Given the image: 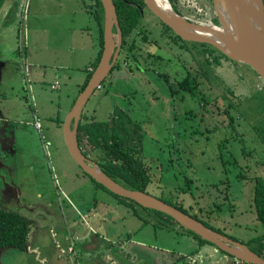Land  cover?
Returning a JSON list of instances; mask_svg holds the SVG:
<instances>
[{
  "label": "rangeland",
  "instance_id": "374dc122",
  "mask_svg": "<svg viewBox=\"0 0 264 264\" xmlns=\"http://www.w3.org/2000/svg\"><path fill=\"white\" fill-rule=\"evenodd\" d=\"M170 2L173 7L179 8V13L196 22L220 24L214 0ZM90 3L93 4V0ZM49 6H54V2L51 1ZM86 13L82 14V20L93 38L92 49L88 45L87 50L81 51L82 45L73 43L72 50L70 48L69 51V45H57V49L61 48L60 56H54V62L48 67H43L47 74L33 76L31 73L28 77L20 68L19 73L15 75V82H12L13 85L25 87V80L30 78L32 81L26 90L22 88L20 92L16 91L10 95L11 99L15 95L12 104L18 107L21 118L31 123L25 135L26 146L19 150L17 161L12 162L18 167L14 177L16 176L19 194L24 192L31 201L40 200L45 202L46 206L37 205L35 210L43 212V216L34 214L36 221L30 225L37 229L33 244L35 251L8 247L9 250L6 248L0 255V264H59L56 243L62 241L64 244V234L72 236L70 238L76 250L66 254L65 258H71L74 264H97L102 251L110 254L112 262L117 258L112 251L122 252L120 243L127 241L128 236L136 242L146 243L147 247L140 248L139 252L137 243L133 245L128 241L126 245L132 244L137 250V256L133 260L121 259V264H233L230 263L232 259L217 249L215 244L208 243L205 248H200L198 240L192 234L184 233L183 230L186 229L172 220L161 218L131 200H128L130 203H124L112 193L98 187L71 155L65 142L64 121L86 77V67L93 64L98 55L97 23L89 11ZM142 20L143 31L134 33L138 45L135 50L136 57H127L128 51H120L117 61L121 62V68L112 70L103 87L97 88L90 97L82 114L98 121L107 120L117 107L129 112L142 123L146 131L144 160L150 167L152 176L150 193L167 199L177 198L185 207L190 204L210 208L212 198L209 202H203L206 201L205 196L202 197L203 188L197 189L201 181L219 183L216 195H221V198L217 197V201L223 202L225 195L229 194L223 182L227 173L224 174V166L219 157V143L230 133L229 115L218 112V106L223 109L227 103L220 96L224 89L232 91L231 99L235 104H243L241 108L245 107V113L248 115L246 117L242 114L243 111L231 110L235 118L233 126L239 140H242L237 145H245L252 152L249 157V174L253 178L264 177V139L256 126L264 116V91L259 89L263 83L251 66L230 61L214 46L189 42L187 47L190 46L191 49L188 51L181 47V41L174 43L162 32L164 25L151 11L147 10ZM66 31L62 30L64 38ZM17 43L18 38H15V43L14 38L10 40L13 48L17 47ZM63 43L65 44V39ZM56 44L59 42L56 41ZM148 48L150 51H156L162 58L148 56ZM5 53L15 60L14 51ZM188 57L187 66L200 68L205 74L199 79L202 84L199 92L205 95L201 104L197 100H194V103L188 99L184 102L183 91L172 92L173 88H179L178 80L184 76L183 64ZM61 64L66 67L60 68ZM80 64L85 65L79 67ZM250 72L254 73V78H251ZM56 80L61 84L58 89H53L52 83ZM30 104H33V107ZM191 106H202L204 119L199 121L197 114L188 117L186 111ZM35 109L42 122V132L32 125ZM220 128L221 130H218ZM224 129H227L225 135ZM237 145L232 144L230 147L238 152ZM163 162L165 167L169 165L171 169L162 172ZM208 166L216 168L213 170ZM187 180L194 181L192 186L197 189L194 194L180 190L181 186H186ZM1 183L3 180L0 185ZM235 185L233 184L231 189V200L225 201L222 204L224 208L216 215L220 225L231 229V235L247 242L264 230L255 214V182L248 178L239 182L236 187ZM3 191L4 186L0 187V202L3 195H6ZM39 192L42 193V199H37ZM88 207L93 209L92 211L97 207V214L101 213L104 218L102 223L95 225L96 229L102 231L103 235H108L110 240L114 239V242L119 243H109L112 251L102 248H105L107 239L103 240L98 235L97 240L92 242L89 236L86 237L87 225L83 222V214ZM70 217V231H60L59 226L65 223V218ZM91 247L92 250H89ZM163 252L167 253L165 260L162 258ZM191 255L193 257H190ZM41 258L50 259L42 262ZM104 258L108 259L105 255Z\"/></svg>",
  "mask_w": 264,
  "mask_h": 264
},
{
  "label": "crops",
  "instance_id": "0c3cea01",
  "mask_svg": "<svg viewBox=\"0 0 264 264\" xmlns=\"http://www.w3.org/2000/svg\"><path fill=\"white\" fill-rule=\"evenodd\" d=\"M51 1L54 2V6L52 7L49 6V3H51ZM90 1L91 0H0V181L3 180V183H1L0 187L4 186V191L2 193L5 192L6 194L5 197L3 195V200L0 202V208L21 214L29 221V226L32 224V222L36 221L34 214L43 216V212L40 213L41 211L35 210L37 205L41 204L43 206H46V203L41 202L40 200H38L37 202L31 201L28 194L24 192L19 194V187L16 184V176L14 177V174L17 173L18 167L13 165L12 162L15 163L17 161L19 150L23 149L26 146L25 135H27V127L31 126V123L28 122V120H26L25 124L20 123V114L18 107L12 104V100H15V95H13V99L10 98V95L12 93L14 94V92L16 91L20 92L21 90L19 85H13L12 82H15V75L19 73L20 68V71H22L23 73H27L28 77L31 73L33 76L35 74L36 76L47 74V72L44 71L43 67H48L50 63H53L54 56H60L61 48L57 49V45H69V51L70 48L72 50L73 43L75 45L77 43L78 45L81 44V51L87 50L88 45L91 47V49L93 48V38L89 34L88 29H86L88 26L84 25L82 20V14L86 13V11H89L92 15L91 17L93 18L91 9L94 3L91 4ZM63 29L67 30L65 32V38L62 34ZM18 32L19 36L17 37ZM96 32L98 34L97 45L99 55L101 44L98 24H96ZM12 38H14V43L15 38L16 40L18 38L16 48H13V46H11L10 44V40ZM64 39L65 44L63 43ZM56 41H58L59 44H56ZM88 41L90 42V44H88ZM7 51H14L13 54L15 60L5 53ZM81 65L85 64H80L79 67H82ZM92 66L93 64H90L86 67V76L87 71H90ZM65 67L66 66H64L63 64L60 65V68L62 69ZM75 68H77V66ZM68 77L69 76L66 74V78ZM85 79L83 80L81 85L84 83ZM56 82L59 83L57 85L58 87L53 89H58L60 87L61 82L59 80H56L54 83H52V86ZM31 83L32 81L30 80V78L24 81L26 88L31 86ZM4 92L8 93V97L1 99ZM79 94L80 88L78 95ZM78 95L73 100L72 106L74 105ZM31 107H33V104L31 105ZM71 108L69 110H71ZM32 125H34V121ZM38 131L42 132V129ZM37 196V199L43 198L41 192H39ZM14 205L18 206L15 207ZM92 210L93 209L89 207L85 208V213L83 214V222L85 226L87 225L88 227H86L85 235L86 237L89 236V239L92 242L95 239L97 240L98 235L103 240L107 239L106 245L103 244V246L105 245V248H102L103 250L107 248L106 250L112 251L110 250V247L112 248L110 244L119 243L117 241L114 242V239L110 240V237L108 235H103L101 233L102 231L96 229L95 225L102 223V221H104V218L101 213L97 214V207H94V211ZM69 223L72 224L71 217L65 218V223L63 225H60L58 229L60 231H70L68 225ZM37 225L40 226V223L37 222ZM36 231V228L33 229L30 226V232L26 247V250L28 252L35 251L33 244L36 240ZM70 237L72 236L64 234V244L61 243L62 241H57L56 243V248L59 251V264L63 262H65L64 264H74L71 261V258H65L66 254H70L69 252H74L76 250L73 244L74 242ZM117 239L118 237L116 238V240ZM127 239L128 240L124 241L123 244L120 243V250H122V252H114L115 250L112 251V253H115L117 257L114 258L112 262H110V254L107 255V253H104V251H102L101 249L102 256L100 257V260L99 262H97V264H121L120 261L124 258L133 260V258L135 259V257L137 256V250L135 249V247H133L134 244L137 243L139 252L141 250L140 248L147 247L146 243L139 241L136 242L130 236H128ZM128 241L133 245H126ZM205 247L206 246H204L203 248ZM92 248L93 247H91L89 250H92ZM5 249H2L0 255L1 253L3 254ZM7 250L9 249L7 248ZM98 250L100 251L99 247ZM104 255L107 256L108 259H105ZM162 258L163 260H165L167 258V253H164L162 255ZM46 259L50 258H41V261H46ZM129 262L132 263L133 261Z\"/></svg>",
  "mask_w": 264,
  "mask_h": 264
},
{
  "label": "water",
  "instance_id": "95a60500",
  "mask_svg": "<svg viewBox=\"0 0 264 264\" xmlns=\"http://www.w3.org/2000/svg\"><path fill=\"white\" fill-rule=\"evenodd\" d=\"M150 10L177 35L187 41L216 47L230 59L251 66L264 81V0H214L220 24H205L183 16L171 4V11L157 0H145ZM104 8V49L97 68L87 86L78 95L64 121L66 145L84 172L107 189L131 199L143 207L167 213L183 227L215 244L235 259L252 264H264V257L248 245L216 231L189 213L160 199L154 194L129 189L106 174L97 162L88 158L78 142V126L88 100L101 86L112 69L122 44V32L114 0H101ZM119 41L114 37V27ZM2 249H0V252Z\"/></svg>",
  "mask_w": 264,
  "mask_h": 264
},
{
  "label": "trees",
  "instance_id": "16d2710c",
  "mask_svg": "<svg viewBox=\"0 0 264 264\" xmlns=\"http://www.w3.org/2000/svg\"><path fill=\"white\" fill-rule=\"evenodd\" d=\"M114 2L123 35V52L124 50H126V52L128 51L127 57L134 56L136 39L133 35L134 31L139 27L142 16L141 6H144L145 2L144 0H114ZM92 9L94 19L99 27L101 49L98 57L91 67L92 70L90 69V71H87V76L84 83L80 87V92H82L87 86L94 70L100 62L104 49V8L101 0H94ZM216 22H218L217 19ZM188 86H190V83L183 79L178 82V89L173 88V92L177 93L187 90ZM262 99L264 100V98ZM242 105L243 104L241 103L237 104L238 110L243 111L242 114L247 117L248 115L245 113V107L241 108ZM256 126L259 128L260 134L264 139V116L261 121L259 120V123H257ZM145 136L146 131L142 123L135 119L129 112L119 107L115 108L107 120L97 121L93 117L86 118L82 114L78 126V142L81 150L88 158L97 162L106 174L126 188L150 193L149 187L152 184V176L150 174V167L146 165L144 160ZM168 166L169 165L165 167V162H163L161 169L162 172L170 170L171 168ZM84 173L91 177L98 187L112 193L124 201V203H130L128 200L131 199L113 193L103 184L97 182L88 173ZM252 180L255 182L253 197L255 214L257 220L264 228V177L254 176ZM192 182L193 180H187L185 182L186 186H181L180 190H182V192H186L188 190V185L192 186ZM157 197L176 206L182 211L189 213L184 208V205L177 200V198L167 199L164 196ZM131 202L138 204L133 200H131ZM143 208L149 210L150 212H154L161 218L170 219L173 223L186 229L167 213L146 207ZM135 213L138 214V212ZM194 217L200 219L197 216ZM212 228L216 229L214 227ZM186 230H188L187 232L192 234L199 241V244L211 243L193 231L189 229ZM29 232V221L26 218L17 212L0 208V249L12 247L20 250H26ZM231 237L234 240L241 241L243 243L246 242L233 235H231L230 238ZM245 244L253 251L264 257V230L258 235L251 237Z\"/></svg>",
  "mask_w": 264,
  "mask_h": 264
},
{
  "label": "flooded vegetation",
  "instance_id": "af4514ba",
  "mask_svg": "<svg viewBox=\"0 0 264 264\" xmlns=\"http://www.w3.org/2000/svg\"><path fill=\"white\" fill-rule=\"evenodd\" d=\"M145 2V5L144 6H141V20H140V24H139V27L138 29H136L134 31L135 32H142V19L145 17L146 15V11L150 10V8L148 7L146 1L144 0ZM115 3V2H114ZM175 6V5H174ZM177 7V5H176ZM175 8V7H174ZM176 9V8H175ZM177 11L179 10V8L177 7L176 9ZM117 11V10H116ZM152 12V11H151ZM153 13V12H152ZM154 14V13H153ZM118 15V14H117ZM155 15V14H154ZM156 16V15H155ZM157 17V16H156ZM158 18V17H157ZM159 19V18H158ZM164 25L165 28H162V32L166 33L174 43H179L181 41V47L188 50L191 49V47H187V45L189 44V42H193V41H187L183 38H181L180 36H177V34L175 33V31L169 27L167 24H165L161 19H159ZM120 24V22H119ZM114 31V37H115V34L117 36V39H116V42H118L119 40V33H118V30L116 28V26L114 27L113 29ZM122 32V31H121ZM145 35V34H144ZM147 37V35L145 36ZM134 38H135V35H134ZM136 39V38H135ZM195 43H199V44H203V45H206L205 43H200V42H195ZM190 45V44H189ZM209 46V45H208ZM138 47L137 45V42H136V46H135V49ZM120 51L121 53H123V35H122V44H121V48H120ZM119 51V53H120ZM125 52V50H124ZM136 54V52L134 53ZM147 54L148 56H153L155 59L156 58H162V56L160 54H157L156 51H150L149 48H148V51H147ZM119 56V54H118ZM225 56V55H224ZM134 57H136L134 55ZM191 57V56H190ZM226 58H228L230 61L234 62V63H237V64H240L239 62H236L232 59H230L229 57L225 56ZM193 58H194V55H193ZM118 59V57H117ZM115 61L112 69L110 70L109 74L112 73V70L114 68L116 69H119L121 68V62L120 61ZM189 61V57L187 58L186 60V63L184 62L183 64V69H184V76L183 78L179 79L178 81H181V80H187L189 83H190V86H188L187 90H184V102L188 99V100H191L193 103H194V100H197V102L201 104V101L205 99V95L204 94H201L199 91H200V86L202 85L201 84V81H199L201 75L204 74V72H202L200 70V68L198 69H194V68H190L187 66V63ZM155 62V61H154ZM253 69V68H252ZM255 71V70H254ZM256 76L260 79V81L263 83V86L261 88H259L260 90L264 91V81L263 79L259 76V74L257 72H255ZM108 74V75H109ZM245 74L247 75V70L245 72ZM249 74H251V78H254L253 76V72H250ZM205 75V74H204ZM165 76V75H164ZM168 80V77L165 76ZM107 78V77H106ZM105 81V80H104ZM104 81L101 83V88L103 87L104 85ZM25 89L26 90V87H20V90ZM96 91V90H95ZM172 92H173V89H172ZM3 93V92H2ZM174 93V92H173ZM230 93L232 94V91H230V89H224L223 93H220V96L221 98L227 102L225 105V107L223 109H221L220 106H218L219 110L218 112L219 113H226L229 115V127H230V133L229 135H225L227 132V129H224L225 133V137H223L219 143V157L222 161V165L224 166L223 167V172L224 174H226V179L223 181L224 182V185H225V188H226V191L229 193L227 195H225V199L223 200V202H220V201H217V197L218 198H221L220 196H217L216 195V192H218L219 190V183L218 182H206V181H201L202 183H199L198 185V188H203V195L202 197L205 196V199L206 201L204 200L203 202H209V199L212 198L211 200V207L210 208H206L202 205H198L197 207L196 206H191L190 204L188 206H184V208L189 212L190 215H192L193 217L194 216H197L199 217L200 221H202L204 224H206L207 226H209L210 228L214 227L216 229V231H219L221 232L222 234L224 235H227V236H231L230 232L231 229L226 227V226H223V225H220L218 222H219V218L218 216L216 215L218 212H220L224 207L222 206V204L225 202V201H230L231 198H230V194L232 192V186L233 184H238L239 182H243L244 180L246 179H253V176H250L249 174V170L251 168L250 166V162H249V157L251 156V150H249V148L245 145H237L239 144V142L242 140H239V137L237 135V131H236V128L233 126L234 124V121H235V118L231 112V110H234V111H237L238 110V107H237V104L234 103V101L231 99L230 97ZM94 94V93H93ZM253 94V93H252ZM259 95V94H258ZM176 96V95H175ZM5 97H8V93H5L3 94V96L1 97V99H4ZM177 97V96H176ZM248 100V99H247ZM4 101V100H3ZM89 101V100H88ZM218 101V100H217ZM224 105V104H223ZM203 107H206L205 105H203ZM202 106H198V108H196L195 106H191L188 108V110L186 111V113H188V117H193V115L197 114L199 115V121H201L202 119H204V112L201 110ZM20 123L21 124H25L26 123V120L21 118V114H20ZM218 130H221L218 129ZM237 145L239 151H235L234 149L232 150V148L230 147V145ZM190 164V163H188ZM231 165V166H230ZM229 166V167H228ZM209 167V166H208ZM231 169H228L230 168ZM216 168V167H215ZM215 168H210L209 169H215ZM194 182V181H193ZM204 182V183H203ZM212 183V184H211ZM235 185V187H236ZM195 186H190L188 185V190L186 192L188 193H192L194 194L195 191L197 190ZM230 190V191H229ZM203 199V198H202ZM232 208H234V205H232ZM217 225V226H215ZM213 229V228H212ZM184 233H189L187 232L186 230H183ZM186 231V232H185ZM232 238V237H231ZM199 243V241H198ZM208 243H204V244H199V247L200 248H203L204 246H206ZM213 244V243H212ZM198 247V245H196ZM216 246V245H215ZM217 247V246H216ZM198 249V248H196ZM217 249H219L220 251L222 252H225L224 250H221L219 247H217ZM196 252V250H195ZM226 255H228L232 260L230 261V263L232 262L233 264L235 263H239V262H245V261H242V260H237L235 259V257L227 252H225ZM192 256V255H191ZM190 256V257H191ZM189 257V258H190ZM193 264V263H191Z\"/></svg>",
  "mask_w": 264,
  "mask_h": 264
},
{
  "label": "built area",
  "instance_id": "2783aa9c",
  "mask_svg": "<svg viewBox=\"0 0 264 264\" xmlns=\"http://www.w3.org/2000/svg\"><path fill=\"white\" fill-rule=\"evenodd\" d=\"M91 70H92V68H91ZM59 83L58 82H56L53 86H52V88H57ZM101 87V86H100ZM99 87V88H100ZM34 125H35V127H36V129H38V130H41L42 129V122H41V119H40V117H39V114L37 113V111H34Z\"/></svg>",
  "mask_w": 264,
  "mask_h": 264
},
{
  "label": "bare ground",
  "instance_id": "6f19581e",
  "mask_svg": "<svg viewBox=\"0 0 264 264\" xmlns=\"http://www.w3.org/2000/svg\"><path fill=\"white\" fill-rule=\"evenodd\" d=\"M158 4L168 11H171V5L168 0H157Z\"/></svg>",
  "mask_w": 264,
  "mask_h": 264
}]
</instances>
